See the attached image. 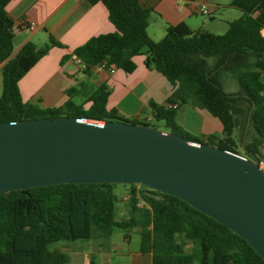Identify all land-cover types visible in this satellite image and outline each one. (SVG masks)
<instances>
[{
	"label": "trees",
	"instance_id": "16d2710c",
	"mask_svg": "<svg viewBox=\"0 0 264 264\" xmlns=\"http://www.w3.org/2000/svg\"><path fill=\"white\" fill-rule=\"evenodd\" d=\"M99 1L107 6L116 30L93 36L73 50L86 64L85 70L106 62L132 72L136 68L134 56L146 49L147 65H153L172 84L193 86L198 100L222 122L221 135L196 139L240 152L253 109L247 149L253 155L260 154L264 143V0H232L230 4L243 14L231 21L223 34L169 25L160 40L149 35L151 9L141 0H90ZM9 2L0 0V122L89 115L148 125L161 122L188 136L177 121L184 97L180 101L169 98L163 104L151 102L150 121L130 119L108 109L105 85L87 97L89 107L73 99L46 108L24 101L19 81L52 46L62 43L50 34L46 45L28 42L12 57L15 25L7 12ZM225 73L238 81L237 92L223 88L221 76ZM118 184L60 183L0 195V264H67V254L50 245L90 239L96 222L111 231L137 230L140 250L152 254V264H264L252 245L226 225L175 195L143 184H123L128 187V214L118 219ZM188 242L195 246L188 248ZM88 264L98 263L91 260Z\"/></svg>",
	"mask_w": 264,
	"mask_h": 264
},
{
	"label": "water",
	"instance_id": "95a60500",
	"mask_svg": "<svg viewBox=\"0 0 264 264\" xmlns=\"http://www.w3.org/2000/svg\"><path fill=\"white\" fill-rule=\"evenodd\" d=\"M244 153L157 127L73 115L0 122V195L60 183L143 184L246 239L264 259V169Z\"/></svg>",
	"mask_w": 264,
	"mask_h": 264
},
{
	"label": "crops",
	"instance_id": "0c3cea01",
	"mask_svg": "<svg viewBox=\"0 0 264 264\" xmlns=\"http://www.w3.org/2000/svg\"><path fill=\"white\" fill-rule=\"evenodd\" d=\"M203 1L208 5L209 15L202 14L199 4L193 0H141L146 8L151 9L149 35L160 40L169 25L182 26L191 31L204 28L214 34H223L230 22L243 14L241 9L230 4L232 0ZM7 12L15 25L12 57L28 42L38 47L46 45L50 41V34L62 43V46H52L19 81L24 101L46 108L73 99L89 107L87 97L99 86L105 85L109 90L108 109H116L130 119L150 121L153 120L151 102L163 104L169 98L180 101L184 97L186 102L177 117L183 129L194 131L202 137L221 135L223 132L222 122L208 106L198 100L193 86L172 84L153 65H147L146 49L134 56L136 68L132 72L117 67L111 71L108 66L97 65L89 70L82 68L73 50L93 36L116 30L109 18L107 6L102 1L10 0ZM31 23L36 25L34 30L29 29ZM262 32L264 34V29ZM221 80L223 82V76ZM189 98L193 100L195 109L189 105ZM113 231L103 223L96 222L90 239L108 237ZM66 242L63 248L68 251L65 252L67 264H88L93 260L87 261L80 257L79 252L83 248L74 246L72 241ZM129 264H152V254L140 250Z\"/></svg>",
	"mask_w": 264,
	"mask_h": 264
},
{
	"label": "rangeland",
	"instance_id": "374dc122",
	"mask_svg": "<svg viewBox=\"0 0 264 264\" xmlns=\"http://www.w3.org/2000/svg\"><path fill=\"white\" fill-rule=\"evenodd\" d=\"M222 86L227 92H237L240 89L238 81L230 74H223ZM2 94V74L0 73V96ZM192 99L189 98V105L194 108ZM151 126L157 127L165 131H172L167 128L164 123L153 122ZM155 124V125H153ZM182 130L184 133L188 134V137L203 139L204 137L197 135L194 131ZM174 132V131H172ZM180 134V133H179ZM184 135V134H181ZM185 136V135H184ZM206 143V142H205ZM240 152L244 153L243 148H239ZM115 191L118 194L119 200L117 202L118 207V218H125L128 213V207L126 202L128 201L126 196H128V187L123 184H118L115 187ZM67 243L66 241H56L53 242L50 247L52 249H60L64 252H68L63 248V245ZM76 247H82L79 255L82 258L88 260H95L98 264H129L131 259L140 251L141 246V236L137 230H124L115 229L110 236H98L92 239H77L71 242ZM195 246L191 242H188V248Z\"/></svg>",
	"mask_w": 264,
	"mask_h": 264
},
{
	"label": "built area",
	"instance_id": "2783aa9c",
	"mask_svg": "<svg viewBox=\"0 0 264 264\" xmlns=\"http://www.w3.org/2000/svg\"><path fill=\"white\" fill-rule=\"evenodd\" d=\"M195 2H197L199 4V11L204 14V15H209L210 14V11H209V8H208V5L203 1V0H193ZM36 28V25L35 23H31L30 26H29V29L30 30H34ZM76 57V56H75ZM78 59V61L80 62L81 66L83 69L86 68V64L84 62H82L78 57H76ZM97 66H100V67H104V66H108L106 64V62H101V63H98ZM111 71H114L115 70V66H108ZM176 105H174L175 107ZM258 158H259V164H260V167L264 169V143L262 144L261 146V152L260 154L256 155Z\"/></svg>",
	"mask_w": 264,
	"mask_h": 264
}]
</instances>
